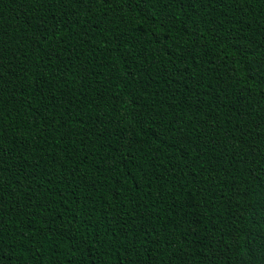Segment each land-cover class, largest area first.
I'll list each match as a JSON object with an SVG mask.
<instances>
[{"label":"trees","instance_id":"trees-1","mask_svg":"<svg viewBox=\"0 0 264 264\" xmlns=\"http://www.w3.org/2000/svg\"><path fill=\"white\" fill-rule=\"evenodd\" d=\"M121 4L0 0L4 264H264V0Z\"/></svg>","mask_w":264,"mask_h":264},{"label":"snow or ice","instance_id":"snow-or-ice-1","mask_svg":"<svg viewBox=\"0 0 264 264\" xmlns=\"http://www.w3.org/2000/svg\"><path fill=\"white\" fill-rule=\"evenodd\" d=\"M72 3H76L81 5L83 8H88L90 4L94 3L95 0H71ZM106 4H110L112 0H104ZM199 2V0H122L121 4V13L124 11H130L132 8H141L143 6L144 9L147 11L145 12V15L143 16V22L148 25V33L146 34H155L154 29H163L165 26H168L169 28L175 24V17L169 16L167 14V11L170 7H175L177 5L184 7H192L195 5V3ZM152 4H160L162 9L164 10L159 17L153 16L150 14V7L149 5ZM137 31L136 28H131V32L135 33ZM168 35V32L165 31L163 34H161L157 40V43H159V40H163ZM127 36L128 32H124L120 34V39L127 43ZM163 48H171V45H163ZM169 55H171V51L169 52ZM186 59V58H184ZM143 123L138 122L137 128H142ZM2 135V133H0ZM0 207H2V202H0ZM0 264H4L3 257L0 256Z\"/></svg>","mask_w":264,"mask_h":264}]
</instances>
